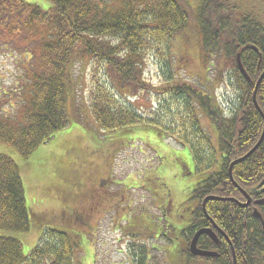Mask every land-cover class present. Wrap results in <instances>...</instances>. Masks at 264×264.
<instances>
[{
    "label": "trees",
    "instance_id": "1",
    "mask_svg": "<svg viewBox=\"0 0 264 264\" xmlns=\"http://www.w3.org/2000/svg\"><path fill=\"white\" fill-rule=\"evenodd\" d=\"M46 1L50 7L44 10L23 0H0V50L13 55L15 68L13 84L0 88V143L25 160L68 126L87 130L79 121L86 109L78 92L81 78L75 75L76 69L84 68L90 74L84 100L100 130L151 125L189 148L195 171L202 174L187 200L188 241L195 230L213 222L233 240L241 264H258L261 223L253 215V202L247 207L239 203L246 200L240 189L253 199L259 196L252 190L264 178V138L232 167L234 183L229 168L257 144L263 131L264 120L253 97L255 93L264 115V77L256 88L264 71V15L240 11L233 3L237 0H199L196 13L187 0ZM187 28L197 36L202 61L211 64L206 68L214 66L207 71L204 94L197 83L182 82L172 72L171 44L185 36ZM237 55L249 80L236 65ZM151 59L164 70L163 80L156 84L145 78ZM227 74L235 100L229 99L224 109L215 86L224 84ZM202 116L217 132L221 157L216 172H206L215 151L201 125ZM117 146L125 144L119 141ZM105 171L108 179L91 172L76 194L82 199L77 211L88 230L98 194L109 198L103 186L114 183L110 169ZM208 196L220 199L205 202L207 218L202 203ZM34 219L39 221L26 205L20 168L0 154V264H76L74 236L44 224L39 225L37 244L23 253L17 235L28 233ZM63 224L62 228L69 226ZM129 247L142 264L146 249L134 243ZM222 250L228 252L229 245Z\"/></svg>",
    "mask_w": 264,
    "mask_h": 264
},
{
    "label": "rangeland",
    "instance_id": "2",
    "mask_svg": "<svg viewBox=\"0 0 264 264\" xmlns=\"http://www.w3.org/2000/svg\"><path fill=\"white\" fill-rule=\"evenodd\" d=\"M23 1L44 10L50 7L46 0ZM187 1L191 11L196 13L199 0ZM233 3L242 12L264 15V0H237ZM171 47L173 74L182 82L197 83L195 86L199 93L204 94L209 87L206 84L207 71L214 66L207 69L206 65L211 64L202 61L195 32L187 28L185 36L176 38ZM13 61V55L0 50L2 90L13 84ZM161 69V65L151 59L144 72L146 80L153 84L162 81L164 70L162 72ZM75 75L81 78L78 92L83 95L82 107L86 109L79 121L91 130L87 131L77 124L68 126L55 133L25 160L11 146L0 143V154L12 158L20 168L26 205L39 218V221L33 220L28 233L17 235L23 245V253L27 254L37 244L41 233L39 225L44 224L74 236L77 244L76 264H130V243L145 242L148 247L151 244L161 245L160 249L163 250L148 253L151 257L148 264H166L169 253L176 251L175 244L179 242L171 243L166 252V247L177 237V232H173L170 225H176V230L180 231L189 224L190 204L187 200L202 173L195 171L188 147L171 140L174 137L170 135H160L154 126L139 124L114 131L100 130L90 117L84 100L88 93L90 74L87 71L84 73L83 68L81 71L76 69ZM225 79L224 84L215 86V96L227 109L226 102L235 100V93L228 74ZM200 121L204 131L211 137L215 151L214 162L206 172H216L221 157L217 132L205 116ZM119 141L125 146H117ZM95 163L101 166L97 167ZM105 168L110 169L112 179L116 181L107 187L111 195L109 198L98 194L99 204L94 205L95 211L90 218L91 230H88L81 221L82 215L77 211L82 199L76 194L91 172H101L100 177L108 179ZM97 192L102 193V190ZM51 199L55 200L53 204ZM118 204H123V208L118 207ZM34 223L37 225L33 226ZM63 223L69 226L62 228L66 226ZM153 231L167 235L155 240L152 238L156 234L149 235ZM163 253H167L166 261ZM134 259L133 264H137Z\"/></svg>",
    "mask_w": 264,
    "mask_h": 264
},
{
    "label": "flooded vegetation",
    "instance_id": "3",
    "mask_svg": "<svg viewBox=\"0 0 264 264\" xmlns=\"http://www.w3.org/2000/svg\"><path fill=\"white\" fill-rule=\"evenodd\" d=\"M258 186H256L258 187L256 191L252 190L253 193H258L257 195H259L256 199L251 198L250 194L246 192L247 195L249 196V200L247 199L248 200L247 206H250V204L253 202V204L251 205H253V209L257 211H259V208L264 209V178L258 184ZM245 203H247L246 200L244 202H241V204H245ZM86 209L89 208L86 207ZM259 215L261 218L260 223L262 222L264 225V214L262 213V210L261 212L259 211ZM262 223H261V235H260L261 243L259 245V249L257 250L259 253L258 264H264V227ZM170 227L172 228L173 232H177L176 241L179 242L176 244L177 251L176 252L174 251V253H169L168 264H241L239 262L236 252L234 251L233 240H230L229 237H227V235H225L223 231H221L222 229L216 226L213 222L211 224V227L205 226L199 228L198 230H195L189 241H188L189 238L188 232L187 231L184 232L185 227L181 228L180 231H175L177 228L176 225L174 224H171ZM201 231H208L209 233L208 234L201 233L198 236L196 240V248L199 252L210 253L213 256L210 257L195 256L190 249V245L193 238L197 233H200ZM153 234L154 231L151 232L150 235ZM166 234L167 233L157 234L156 239L158 238V235L166 236ZM225 243L229 245V249H230L228 251L229 253L227 251L224 252V250H222Z\"/></svg>",
    "mask_w": 264,
    "mask_h": 264
},
{
    "label": "water",
    "instance_id": "4",
    "mask_svg": "<svg viewBox=\"0 0 264 264\" xmlns=\"http://www.w3.org/2000/svg\"><path fill=\"white\" fill-rule=\"evenodd\" d=\"M236 62H237V66H238V68H239V70L241 71V73H242V75L246 78V79H248L249 80V78H248V76L246 75V73L244 72V70H243V68H242V66H241V63H240V59H239V55H237V57H236ZM264 77V72L261 74V76H260V78L258 79V81H257V84H256V88L258 87V85H259V83H260V81H261V79ZM253 101H254V104H255V107H256V109L259 111V113L261 114V116H262V118H263V120H264V115H263V113L261 112V110L259 109V107L257 106V103H256V101H255V93H254V97H253ZM263 138H264V127H263V132H262V134H261V137H260V139H259V141L257 142V144L246 154V155H244L243 157H241L240 159H237V160H235L234 162H232L231 163V165H230V168H229V177H230V181L232 182V183H234V181H233V178H232V176H231V170H232V167L235 165V164H237V163H239V162H241V161H243L244 159H246L250 154H252L255 150H256V148L259 146V144L261 143V141L263 140ZM236 185V184H235ZM236 187H238V186H236ZM255 191H256V189H254ZM240 191H241V193H243V191L240 189ZM245 196H246V194L245 193H243ZM247 197V196H246ZM210 199H217L218 200V198H212V197H210V198H208V199H206V200H210ZM247 199L249 200V197H247ZM223 200V199H222ZM248 204V203H247ZM246 204V205H247ZM246 205H243V206H246ZM203 210H204V203H203ZM204 213H205V210H204ZM254 216L256 217V218H258V219H260V216H259V214L257 213V212H254ZM201 233H209L208 231H201L200 233H197L196 235H195V237H194V239H193V241H192V243H191V251L193 252V253H195V254H202V255H209L208 253H204V252H199V251H197L196 249H195V245H196V240H197V238H198V236L201 234Z\"/></svg>",
    "mask_w": 264,
    "mask_h": 264
}]
</instances>
